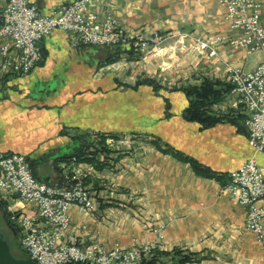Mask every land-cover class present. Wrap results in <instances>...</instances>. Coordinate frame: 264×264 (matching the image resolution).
Listing matches in <instances>:
<instances>
[{
  "label": "crops",
  "instance_id": "crops-1",
  "mask_svg": "<svg viewBox=\"0 0 264 264\" xmlns=\"http://www.w3.org/2000/svg\"><path fill=\"white\" fill-rule=\"evenodd\" d=\"M72 1L30 0L46 14ZM6 3L0 0V9ZM90 12L100 19L112 15L130 35L175 36L165 48L158 46L146 57L130 44L88 46L55 30L41 42L42 63L25 76L9 73L17 52L7 61L0 54V153L26 156L42 181L59 183L64 161L89 144L76 132L151 135L152 140L136 141V155L117 159V154H110L116 166L109 159L104 169L97 167L96 160L79 164L97 187L110 190L95 191L91 215L72 207L68 234L111 250L118 245L130 248L135 239L154 242L156 225L167 224L156 264H175V249L194 254L198 261L193 264H264L258 263L264 260V245L246 229L245 208L224 191L223 184L251 157L264 167V151L251 147L241 108L231 93L211 107L223 120L204 128L184 119L189 103L179 90L201 86L206 79L227 82L228 65L252 70L264 62V52L234 51L229 44L222 45L215 57L199 50L196 38L237 35L221 0H101L92 3ZM178 48L185 49L181 60L161 51ZM172 59L174 64L168 61ZM146 78L162 89L156 93L146 85L130 87ZM165 97L171 102L169 110ZM189 159L214 176L199 174ZM120 163L123 176L135 173V189L112 184ZM127 188L136 195L125 194ZM113 198L123 203H114ZM0 199L8 208L33 213L17 195ZM11 229L21 254L19 232Z\"/></svg>",
  "mask_w": 264,
  "mask_h": 264
},
{
  "label": "built area",
  "instance_id": "built-area-1",
  "mask_svg": "<svg viewBox=\"0 0 264 264\" xmlns=\"http://www.w3.org/2000/svg\"><path fill=\"white\" fill-rule=\"evenodd\" d=\"M96 0H74L46 14L30 0H7L0 9V53L7 61L13 49L17 57L8 69L17 76L28 75L43 61L41 42L55 30H62L84 45L114 48L130 44H151L157 48L164 35L132 37L126 34L112 15L100 20L90 12ZM225 17L235 36H217L198 41V48L210 57L218 56L222 43L234 49L264 52V3L259 0H221ZM148 43V44H147ZM8 64V63H7ZM231 94L236 98L255 152L264 151V62L252 70L227 66ZM77 161L76 157L72 158ZM64 165L66 163H63ZM71 167L77 183L70 186L40 181L34 176L26 156L0 153V197L17 195L30 205L32 214L9 207V220L19 231L21 249L36 264H144L157 248V243L136 241L130 248L116 246L106 250L97 244L84 245L69 236L70 211L73 206L89 214L94 200L83 181V174ZM224 191L246 210V229L264 245V167L255 157L229 174ZM164 227L158 231L163 237Z\"/></svg>",
  "mask_w": 264,
  "mask_h": 264
},
{
  "label": "rangeland",
  "instance_id": "rangeland-1",
  "mask_svg": "<svg viewBox=\"0 0 264 264\" xmlns=\"http://www.w3.org/2000/svg\"><path fill=\"white\" fill-rule=\"evenodd\" d=\"M96 1H101V0H96ZM96 1H93V2H96ZM92 2V3H93ZM91 3V5H92ZM91 5L89 7V9L91 8ZM3 9V8H2ZM92 13V12H91ZM95 14V13H94ZM109 16V15H108ZM99 18V17H98ZM106 18V17H105ZM100 19V18H99ZM100 20H103V19H100ZM116 20V18H115ZM117 21V20H116ZM117 25L126 33L128 34L129 36H132V37H146L144 35H130L128 32H126L125 29H123L118 21H117ZM155 35H164L166 37V39L164 41H161L159 43V46L163 49L167 46V44L169 43V38H173V36L175 35H170V34H163V33H155L151 36H148L147 39H153V37L155 38L156 36ZM218 35L216 36H213V37H208V39H213L214 37H217ZM219 36H222V35H219ZM223 36H228V35H223ZM179 38H182V37H178ZM187 39V37L185 38ZM207 40V39H205ZM183 41V40H181ZM198 41H202V39H195V44L198 43ZM78 42V41H76ZM148 44V43H147ZM224 44H228V43H222L220 46H219V49L222 45ZM84 45V44H83ZM125 45V44H124ZM230 45V44H229ZM88 46H91V45H88ZM122 46V45H121ZM198 46V45H197ZM231 46V45H230ZM42 47V46H41ZM119 47V46H117ZM115 48V47H114ZM132 48L138 53H140V55L142 56H151L154 54V50L156 49L155 47H152L151 44H148V45H141L140 47H134L132 46ZM231 48L234 50V51H247L245 49H234L232 46ZM162 53H165V56L168 57L170 54H175V57H179V59L181 60L184 56H185V49H177L176 51L170 49V51L168 49H166L167 52H164V50ZM200 50V49H199ZM197 51V50H195ZM12 52H17L13 49ZM42 52H43V49H42ZM171 52V53H170ZM248 53H251V54H255V53H258V52H249L247 51ZM204 53V52H203ZM1 54V53H0ZM12 54V53H11ZM18 54V52H17ZM206 54V53H205ZM207 55V54H206ZM2 56V55H1ZM44 57V55H43ZM210 57V56H209ZM2 58H4L2 56ZM170 61V63L172 64L173 61H175V59H172V60H168ZM180 62V61H179ZM263 63V62H262ZM261 63V64H262ZM174 64V63H173ZM260 64V65H261ZM177 65V64H176ZM259 66V65H258ZM257 66V67H258ZM238 67H242V66H238ZM244 70H246L244 67H242ZM255 69V68H254ZM249 71V70H247ZM9 73H11L9 71ZM12 74V73H11ZM15 75V74H14ZM25 76V75H24ZM136 85V84H135ZM135 85H131L130 87H134ZM136 97L134 96H131L130 99H133L135 100ZM186 99L188 100V103H189V99L186 97ZM136 101V100H135ZM242 114V112H241ZM243 115V114H242ZM76 135H79L80 137H83V138H87V143L89 144H86L87 145V154L86 156L89 157V158H93L97 161V167L98 168H101V169H104L106 164L105 162L107 161V159H109V161H113V165L116 166V163L114 162L115 159L110 157V154L114 157H116V154L118 157H116L117 159L119 157H126L127 155L131 156V154L133 155H136V141H140L139 139H143V137H146V138H150V140H152V136L151 135H147V134H143V133H136V132H131V133H116V134H112V133H99V132H95V131H91V132H76ZM106 136V140L104 142H102V136ZM73 160L72 158L68 161H64V163L68 164V165H71V164H75V170L76 171H79L78 173H82L83 174V181H84V184L86 185L87 189L90 191L92 197H93V200H94V208L93 210L91 211V213L87 214V215H91L94 213V209H95V200H96V193L95 191L98 190V194L100 193V191L102 190H110V189H105L103 187V185L97 187V185L95 183H93L89 177H90V173L88 170H85L83 168H81L79 166V164H81L82 162L80 161H75V163H72ZM84 162H87V161H84ZM30 163V162H29ZM106 163H109V162H106ZM66 164H62V181H60L59 183H52V184H57L59 186H70V185H73L75 183L78 182V180H72L74 179V176L75 174L73 175V172H72V168L69 166L66 167ZM31 165V163H30ZM122 164L120 163L119 167H116L115 168V174H118V176L116 175V179L115 181H112V184H116L120 186V183L122 184V188L124 187L123 185H128V186H132L134 187L133 189H135V184H136V178H135V173L134 175H131V176H123V170H122ZM32 168V166H31ZM35 172V171H34ZM36 173V172H35ZM122 174V175H121ZM42 181V180H40ZM44 182V181H43ZM129 189V191H126L125 190V194H128L129 196H135L136 193H135V190L133 191L132 188H127ZM1 198V197H0ZM114 203H123L122 200H116L113 198L112 200ZM132 201V200H131ZM117 206V204H115ZM76 206V205H75ZM131 207V209L133 210H136L135 209V205L133 206L132 204L128 205ZM74 207V206H73ZM79 207V206H77ZM119 208H123V209H126L125 207H120L118 206ZM82 211V210H81ZM22 212V211H20ZM24 213V212H23ZM70 214H71V211H70ZM5 218V219H4ZM5 221L8 222V225L5 224ZM10 226V227H9ZM71 226V225H70ZM11 227H14V225L10 222L9 220V208H8V204L6 203V201H4L3 199H0V234H3L5 239H7L12 247V250L14 252V254L21 258V257H29L26 253H24V251L22 250L23 253L21 254H18L17 251H16V246H15V239L13 237V230L11 229ZM161 227H164V230H163V237H160L158 236V231L161 229ZM70 229V228H69ZM167 229V224H160V225H156V229H155V232H156V239L154 242L157 243V248L153 250V252L151 253V255H149L148 259H146L144 261V264H146L145 262L146 261H151L153 259H156L157 261V258L159 256V247H160V244L162 243V241L164 240L165 238V231ZM19 232V231H18ZM251 232V231H250ZM69 236H73L75 237L81 244H84V245H91V244H97L99 245L98 243H90V244H85L83 242H81L75 235H70L68 234ZM138 241L135 239L134 243ZM139 242V241H138ZM142 243V242H141ZM153 243V242H151ZM146 244H149V243H146ZM101 247H103L102 245H99ZM120 246V245H118ZM116 247V246H115ZM121 247V246H120ZM104 249H106L105 247H103ZM113 249V248H112ZM107 250V249H106ZM183 251V250H181ZM186 252V251H184ZM174 254V253H173ZM189 254H192V253H189ZM174 257H176L175 259H177V262H179V260H181L183 258V256H179V255H176L174 254ZM198 259L195 258V255L193 254V260L187 264H193L195 262H197ZM263 263L264 260L262 261H258V263ZM241 264H246V262H243L241 261L240 262ZM233 264H239V261L234 263Z\"/></svg>",
  "mask_w": 264,
  "mask_h": 264
},
{
  "label": "trees",
  "instance_id": "trees-1",
  "mask_svg": "<svg viewBox=\"0 0 264 264\" xmlns=\"http://www.w3.org/2000/svg\"><path fill=\"white\" fill-rule=\"evenodd\" d=\"M142 85L152 87L156 93H158L160 89H162V86L159 85L157 81L151 78L139 80L137 84L132 88L137 89ZM232 87H233L232 84L228 82H221L210 79H206L201 86L189 85L182 87L179 90H181L189 99V104L183 111L184 119L192 122H199L200 124H202L204 128H209L216 125L217 123L223 120V117L215 115L211 110V107L220 100H222L226 96V94L230 93ZM164 100L166 103V108L169 110L171 107V102L167 97H165ZM105 140H106V136L104 135L102 136V142H104ZM86 154H87V150H85L84 148L81 152L76 153L71 158L76 157L79 162L95 161V159L87 157ZM189 160L191 161L193 167L199 174H203L206 176H214L209 171V169L203 168L196 161L192 159ZM33 173L37 179L42 180V178L37 176L34 171ZM223 184L226 185L227 182H224ZM173 253L179 256L180 255L183 256V258L179 260L178 263L175 264H187L193 260V254H189L179 249H175ZM145 263L156 264V259H153L151 261H146Z\"/></svg>",
  "mask_w": 264,
  "mask_h": 264
},
{
  "label": "water",
  "instance_id": "water-1",
  "mask_svg": "<svg viewBox=\"0 0 264 264\" xmlns=\"http://www.w3.org/2000/svg\"><path fill=\"white\" fill-rule=\"evenodd\" d=\"M0 264H36L30 257H17L7 239L0 234Z\"/></svg>",
  "mask_w": 264,
  "mask_h": 264
},
{
  "label": "bare ground",
  "instance_id": "bare-ground-1",
  "mask_svg": "<svg viewBox=\"0 0 264 264\" xmlns=\"http://www.w3.org/2000/svg\"><path fill=\"white\" fill-rule=\"evenodd\" d=\"M20 203H22L21 201H20ZM22 204H24V203H22ZM22 250V249H21ZM25 253V252H24Z\"/></svg>",
  "mask_w": 264,
  "mask_h": 264
}]
</instances>
